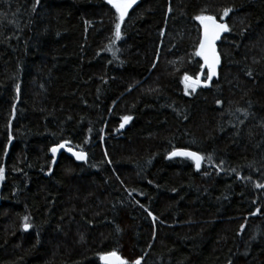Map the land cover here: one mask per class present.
<instances>
[{"label":"trees","instance_id":"trees-1","mask_svg":"<svg viewBox=\"0 0 264 264\" xmlns=\"http://www.w3.org/2000/svg\"><path fill=\"white\" fill-rule=\"evenodd\" d=\"M225 8L219 78L186 95L195 17ZM116 17L0 0V264H264V0H138L119 40ZM61 143L86 159L53 163Z\"/></svg>","mask_w":264,"mask_h":264},{"label":"snow or ice","instance_id":"snow-or-ice-1","mask_svg":"<svg viewBox=\"0 0 264 264\" xmlns=\"http://www.w3.org/2000/svg\"><path fill=\"white\" fill-rule=\"evenodd\" d=\"M39 0H37V3ZM136 2V0H107V3L112 6V8L115 9L117 13L116 22L114 25V37L115 40H119L121 37V25L124 22V18L127 15L128 9ZM169 11H171V8H169ZM232 8H225L223 9L222 15L220 16V22L217 21L216 16L214 14H205L206 10H203L200 15L196 16L195 19L199 21L203 31L202 36L199 40L198 47L194 51L193 55L200 57L204 64L202 65V68L206 67L207 72L205 74L206 81H211L214 76L217 74V66L220 63V56L217 53L216 49V41L220 39L221 34L224 32L229 31L228 24L224 23V18L229 16V13L232 12ZM163 35V32L161 33ZM155 67V64L153 65ZM251 75V73H248ZM183 82L185 84V94L187 95V89L191 87L192 91L194 92L196 90V87L200 84L199 77L196 79H192L189 75H184ZM207 87V83L204 85ZM19 85H16L17 93H19ZM219 103V101H218ZM13 116L15 115V105H13ZM132 119L131 116H124L122 117V120L124 123L120 125L121 128L124 127V124L128 123ZM9 129L11 128V123L9 121L8 124ZM8 140L9 143L12 140V134L11 131H9L8 134ZM67 143V142H65ZM65 143H61L58 146L52 147L51 152L53 154V163H55V155L59 151V149L65 147ZM69 152L72 153L73 156L76 157L77 160H84L86 159V154L83 151L76 152L73 151L72 148L67 149ZM7 154V148H5V155ZM175 156L180 157H187L191 159L197 170L201 168V163L204 161L205 157L201 156L197 152L192 151H173L169 159ZM212 157L208 156L207 160L211 161ZM3 173L4 169L0 167V179H3ZM257 188L264 187L262 184H257ZM129 195H131V192H129ZM143 207V205H141ZM146 212H148L149 216H152L153 220H156V217L153 216L152 212H150L147 208L144 209ZM259 211V209H257ZM28 217H24V229L28 230L30 227V224L27 223ZM243 227V226H242ZM100 259L104 262V264H129V262L126 259L121 258L115 251H112L110 253L104 254L100 256ZM132 264H141V259L137 258L135 259Z\"/></svg>","mask_w":264,"mask_h":264},{"label":"water","instance_id":"water-1","mask_svg":"<svg viewBox=\"0 0 264 264\" xmlns=\"http://www.w3.org/2000/svg\"><path fill=\"white\" fill-rule=\"evenodd\" d=\"M137 3H138V0H136V2L132 5V6H136L137 5ZM218 21V20H217ZM218 22H220V21H218ZM202 28V27H201ZM202 31H203V29H202ZM225 33L226 32H224V33H222L221 34V37H220V39L219 40H217L216 41V49H217V53H218V55L220 56V53H219V43L222 41V39H223V37H224V35H225ZM200 58V57H199ZM201 59V58H200ZM201 61H202V65L204 64V62H203V60L201 59ZM221 66H222V59H221V56H220V63H219V65L217 66V74H216V76H214L213 78H212V80L211 81H206V77L204 76V74H205V72H207V68L206 67H204V68H202L201 69V73H200V75L198 76L199 77V80H200V84L198 85V86H202V87H205L204 85H205V83H207V87H209L215 80H217L218 78H219V74H220V68H221ZM192 79H196V78H192ZM68 148H72L71 146H69V145H67V144H65V147L64 148H61V149H59V151L56 153V155H55V157H54V159H55V164H57V162H58V160H59V158H60V156L62 155V154H65V155H67L68 157H70V158H72L73 160H75V161H77V162H83L84 160H77L76 159V157L75 156H73L72 155V153L71 152H69L67 149ZM72 150L73 151H76V152H80V151H78V150H76V149H74V148H72ZM175 151H187V150H181V149H179V150H175ZM51 156L53 157V154H52V152H51ZM170 156V155H169ZM175 158H182V159H189V158H187V157H180V156H175V157H172L171 159H175ZM189 160H191V159H189ZM192 161V160H191ZM193 162V161H192ZM194 163V162H193ZM202 163H203V161H202ZM202 163H201V166H202ZM201 169V168H200ZM199 169V170H200ZM198 170V171H199ZM29 230V229H28ZM27 231V230H26ZM103 264H104V262H103Z\"/></svg>","mask_w":264,"mask_h":264},{"label":"rangeland","instance_id":"rangeland-1","mask_svg":"<svg viewBox=\"0 0 264 264\" xmlns=\"http://www.w3.org/2000/svg\"><path fill=\"white\" fill-rule=\"evenodd\" d=\"M190 88V87H189Z\"/></svg>","mask_w":264,"mask_h":264}]
</instances>
